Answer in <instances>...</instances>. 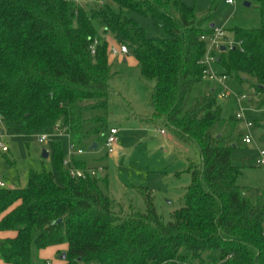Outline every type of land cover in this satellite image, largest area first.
I'll return each mask as SVG.
<instances>
[{
  "label": "trees",
  "instance_id": "1",
  "mask_svg": "<svg viewBox=\"0 0 264 264\" xmlns=\"http://www.w3.org/2000/svg\"><path fill=\"white\" fill-rule=\"evenodd\" d=\"M256 1L261 26L235 29L240 48L226 58L227 50L220 52L216 63L264 106V0ZM217 6L213 0L201 16L183 0H0V121L8 136L51 134L61 124L75 149L103 148L115 76L104 36L113 33L153 82L144 121L201 157L200 166L188 165L182 206L164 222L149 197L145 213L115 212L107 181L72 178L55 143L56 177L30 173L26 187L0 190V232L13 233L0 241L3 263L36 264L40 251L65 245L64 264H264V191L245 196L230 157L237 120L223 116L212 89L187 107L203 81L200 36L212 32ZM129 12L153 19L168 37L148 38ZM83 155L73 156L72 166L84 171Z\"/></svg>",
  "mask_w": 264,
  "mask_h": 264
},
{
  "label": "rangeland",
  "instance_id": "2",
  "mask_svg": "<svg viewBox=\"0 0 264 264\" xmlns=\"http://www.w3.org/2000/svg\"><path fill=\"white\" fill-rule=\"evenodd\" d=\"M212 1L183 0L201 16L207 13ZM226 1L218 0V15L213 24L231 40L232 48L238 49L240 46L233 40V31L259 28L260 6L256 0H232V5L226 4ZM127 15L143 29L148 38L168 37L153 19L133 12ZM104 37L108 45L111 73H115L110 82L111 98L107 121L109 129H117V152L110 156L101 148L94 157L83 159L87 164L91 162L89 165H94V168L102 169L100 175L107 181L115 212L123 215L145 213V199L149 197L156 213L164 222H169L172 213L182 206L185 190L190 185L188 165L191 163L196 167L200 166V153L198 149L182 144L174 138L168 140L167 136L171 135L165 129L163 131L166 135L162 136L159 128L144 121L151 118L152 114L148 94L153 82L141 76L139 64L128 42L113 33ZM122 45L127 47V55L111 54L112 50ZM222 46H225L224 41L219 39L218 47ZM228 51L227 49L224 58ZM206 52L213 53L215 58L221 56L215 45L207 46ZM209 70L215 74L222 72L216 62L210 65ZM211 89L225 91L230 95L217 100L224 117L230 118L242 110L243 119L238 120L234 128L233 136L236 140L230 157L233 165L239 168L236 186L242 189L245 196L254 200L264 191V166L255 164L259 151L264 150V106L259 105L260 97L248 84L238 83L229 77L224 87L206 79L196 84L189 95L187 107L193 105L199 93ZM239 94L246 95L247 101L238 102ZM93 117L94 114L87 115L86 118ZM248 122L250 127L247 126ZM0 131L4 133L3 141L8 148L7 153L0 152V179L8 186L26 187L30 173L47 172L56 177L53 165L55 143L61 144L65 157L70 151L73 152L70 150L67 136H52L40 144L37 136H8L1 121ZM245 135L251 137V143L248 145L241 142L242 136ZM44 152L48 154L47 158L42 157ZM178 152H181L182 158ZM63 253L59 252L58 255ZM49 254L50 251H46L42 256L45 259ZM58 255L53 258L54 264L59 263Z\"/></svg>",
  "mask_w": 264,
  "mask_h": 264
},
{
  "label": "built area",
  "instance_id": "3",
  "mask_svg": "<svg viewBox=\"0 0 264 264\" xmlns=\"http://www.w3.org/2000/svg\"><path fill=\"white\" fill-rule=\"evenodd\" d=\"M64 1H69V0H64ZM226 4L228 5H232L233 1L232 0H227ZM223 40L224 41V45L226 46V50H231L232 48V43L231 40H229L227 37H225L223 31L221 29H219L218 27H215L212 29V32L210 34H203L200 36V40L202 42H204L206 44V48L207 46L212 47L213 45L216 46V48H220L218 47V40ZM240 46V43H238ZM97 45V41H94L93 44L90 47V52L91 54L95 53V47ZM112 55H127L128 54V49L126 46L122 45L117 49H114L111 51ZM216 62V58L215 55L213 53H207L204 55V57L202 58V60L200 61V65L204 67L203 70V80L206 79L209 82H213V83H217L220 86L224 87L225 83L227 82V80L229 79L228 76L226 75H222V74H215L212 73L209 70V67L211 64H214ZM216 96L218 100L221 99H225L227 97H229V93L225 92V91H221V90H216ZM237 101L241 102V101H247V96L243 95V94H239L237 96ZM235 119L238 120H242L243 119V113L242 110L237 111L234 114ZM250 122L247 123V126L250 127ZM160 133L163 134L164 131L160 130ZM67 136L68 137V128L61 126V124H57L54 126L52 133L51 134H40L37 135V141L40 144L45 143L50 137L52 136ZM117 135V129L116 128H110L106 138H105V143H104V150L106 152L107 155H112L115 154L117 152V146H116V138L115 136ZM3 137H4V133H2L0 131V152L2 153H7L8 152V148L5 144V142L3 141ZM241 142L244 145H248L251 143V137L249 135H245L242 136L241 138ZM71 146V145H70ZM70 150H73V152H69V154L67 155V157L64 158L63 160V166L65 168L68 169L69 175L72 178H77V179H84L87 175L94 177L97 175H100L102 169L101 168H87L86 170H80L77 168H74L72 166V157L75 155H83L86 153L85 150L83 149H75L73 146L70 147ZM256 166H264V150H260L259 151V156L255 161ZM6 188V184L2 181H0V189H4ZM264 234V232H263ZM45 264H50L49 261H46Z\"/></svg>",
  "mask_w": 264,
  "mask_h": 264
},
{
  "label": "crops",
  "instance_id": "4",
  "mask_svg": "<svg viewBox=\"0 0 264 264\" xmlns=\"http://www.w3.org/2000/svg\"><path fill=\"white\" fill-rule=\"evenodd\" d=\"M154 126L156 127V128H159V131L160 130H164L162 127H160V126H158V125H155L154 124ZM167 133V132H166ZM161 134V133H160ZM162 136H165L166 134H165V132L163 133V134H161ZM171 138L172 137H168L167 136V139L168 140H171ZM98 152V151H97ZM97 152H95V153H85L83 156H85V157H87V158H89V157H94L95 155H96V153ZM119 153V152H118ZM181 152H178V155L182 158V155L180 154ZM84 157V158H85ZM183 159H185L186 160V158H183ZM89 163L91 164V162H88V164H87V166H88V168H92L94 165H89ZM98 167V166H97ZM0 181H2V182H4V180H1L0 179ZM5 183V182H4ZM6 184V183H5ZM14 188H22V187H14V186H8L7 184H6V188H4V189H14ZM1 190V189H0ZM13 236V233H9V232H0V241L1 240H4V239H6V238H10V237H12ZM66 246L65 245H63V246H59V247H50V248H47V249H45V250H42V251H40L39 253H38V258H39V264H45V262L46 261H49L50 262V264H54V262H53V258L56 256V255H58V253L59 252H65L66 251ZM46 251H50V254H49V256L47 257V258H43V253H45ZM52 256V257H51ZM61 256V255H60ZM60 256L58 255V260H59V263L58 264H64V262L62 261V260H60ZM0 264H5V263H3L1 260H0Z\"/></svg>",
  "mask_w": 264,
  "mask_h": 264
},
{
  "label": "water",
  "instance_id": "5",
  "mask_svg": "<svg viewBox=\"0 0 264 264\" xmlns=\"http://www.w3.org/2000/svg\"><path fill=\"white\" fill-rule=\"evenodd\" d=\"M246 5L248 6V4H246ZM210 28L213 29V28H214V24H211ZM219 51H220V52H224V51H226L225 46L220 47V48H219ZM216 62H219V58H216ZM96 148H97L96 144H92V145L89 147V150L93 151V150H96ZM42 157H43V158H47V157H48V154L44 152L43 155H42ZM98 177H99V176H98ZM60 260H62V261L65 260V253L61 254V256H60Z\"/></svg>",
  "mask_w": 264,
  "mask_h": 264
}]
</instances>
